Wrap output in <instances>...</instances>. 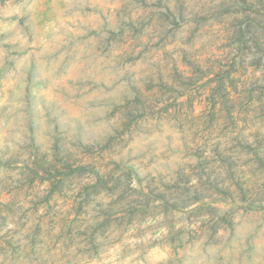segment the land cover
I'll list each match as a JSON object with an SVG mask.
<instances>
[{
	"label": "rangeland",
	"instance_id": "374dc122",
	"mask_svg": "<svg viewBox=\"0 0 264 264\" xmlns=\"http://www.w3.org/2000/svg\"><path fill=\"white\" fill-rule=\"evenodd\" d=\"M0 264H264V0H0Z\"/></svg>",
	"mask_w": 264,
	"mask_h": 264
},
{
	"label": "trees",
	"instance_id": "16d2710c",
	"mask_svg": "<svg viewBox=\"0 0 264 264\" xmlns=\"http://www.w3.org/2000/svg\"><path fill=\"white\" fill-rule=\"evenodd\" d=\"M244 1V0H241ZM85 168V167H81ZM111 179V175H98L97 180L94 182L93 186L91 189L93 190L94 193H98L101 190L107 189L109 187L108 180Z\"/></svg>",
	"mask_w": 264,
	"mask_h": 264
}]
</instances>
